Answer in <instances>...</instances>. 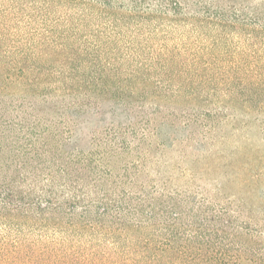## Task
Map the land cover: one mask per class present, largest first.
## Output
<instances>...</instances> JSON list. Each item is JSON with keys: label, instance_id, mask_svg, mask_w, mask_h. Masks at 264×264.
I'll list each match as a JSON object with an SVG mask.
<instances>
[{"label": "trees", "instance_id": "trees-1", "mask_svg": "<svg viewBox=\"0 0 264 264\" xmlns=\"http://www.w3.org/2000/svg\"><path fill=\"white\" fill-rule=\"evenodd\" d=\"M153 12L262 55L115 65L74 36L0 38V264H264V0Z\"/></svg>", "mask_w": 264, "mask_h": 264}, {"label": "rangeland", "instance_id": "rangeland-1", "mask_svg": "<svg viewBox=\"0 0 264 264\" xmlns=\"http://www.w3.org/2000/svg\"><path fill=\"white\" fill-rule=\"evenodd\" d=\"M108 1L118 8L82 9L79 7L85 6H65L51 0H0L3 51L17 53L20 46L40 40L50 45H62L74 36L85 42L92 52L105 53L106 61L115 65H160L173 55L179 61L176 66H203L207 52L213 46L218 53L246 51L251 57L262 55L260 46L263 44L245 42L244 37L234 39L227 33L223 35L227 39L217 41L222 34L206 22L207 25L203 24L206 27L195 20L171 23L166 16L153 12L163 0H105L107 4ZM80 15L85 16L84 23L77 19ZM153 54L158 56L154 60ZM36 236L32 235L30 240H36ZM87 249L91 250L90 247Z\"/></svg>", "mask_w": 264, "mask_h": 264}]
</instances>
